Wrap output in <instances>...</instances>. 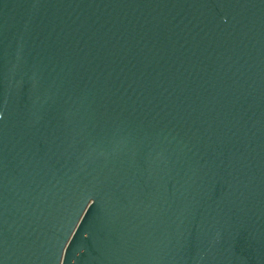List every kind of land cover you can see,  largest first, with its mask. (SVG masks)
Here are the masks:
<instances>
[{
    "label": "water",
    "instance_id": "1",
    "mask_svg": "<svg viewBox=\"0 0 264 264\" xmlns=\"http://www.w3.org/2000/svg\"><path fill=\"white\" fill-rule=\"evenodd\" d=\"M0 264H264V0H0Z\"/></svg>",
    "mask_w": 264,
    "mask_h": 264
}]
</instances>
